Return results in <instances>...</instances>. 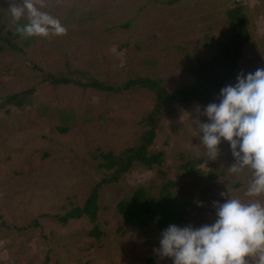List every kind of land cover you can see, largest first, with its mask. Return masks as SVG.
<instances>
[{"label":"rangeland","instance_id":"1","mask_svg":"<svg viewBox=\"0 0 264 264\" xmlns=\"http://www.w3.org/2000/svg\"><path fill=\"white\" fill-rule=\"evenodd\" d=\"M11 2L0 0V264H172L154 251L157 227L126 225L118 202L141 186L157 196L171 180L175 199L187 206L184 225L199 227L214 221L213 201L226 198L221 192L250 199L251 170L231 172L235 158L223 139L209 159L197 123L207 121L205 105L193 102L168 107L158 122L149 150L163 152L161 165L135 162L102 186L97 222L53 216L82 206L113 171L102 167L103 154L136 146L149 128L143 119L155 93L122 88L127 81L155 78L169 90L192 83L199 62L229 36L226 9L234 0H34L65 28L47 36L16 35L27 17L14 22ZM240 2L250 40L225 86L240 72L264 68V0ZM93 80L115 89L78 83ZM14 93H24L22 105L8 102ZM218 101L219 93L211 102ZM251 199L264 203V195ZM94 226L98 237L90 234Z\"/></svg>","mask_w":264,"mask_h":264},{"label":"clouds","instance_id":"2","mask_svg":"<svg viewBox=\"0 0 264 264\" xmlns=\"http://www.w3.org/2000/svg\"><path fill=\"white\" fill-rule=\"evenodd\" d=\"M8 9L14 22L27 17L26 23L16 26L24 36L65 31L59 20L41 11L34 0H12ZM203 115L207 121H197L200 143L210 160L217 157L222 139L229 143L235 158L231 172L251 170L245 191L250 199L221 192L226 198L213 201L212 223L199 227L169 224L162 229L154 251L161 258H171L172 264H264V203L251 199L264 195V68L238 73L235 83L220 89L218 102L203 107Z\"/></svg>","mask_w":264,"mask_h":264},{"label":"trees","instance_id":"3","mask_svg":"<svg viewBox=\"0 0 264 264\" xmlns=\"http://www.w3.org/2000/svg\"><path fill=\"white\" fill-rule=\"evenodd\" d=\"M230 34L221 42L218 52L208 60L199 62L196 75L192 83L169 90L157 79L150 77H139L129 80L122 88H130L139 85L148 88L155 93V104L149 116L143 119L149 128L144 132L139 143L118 155L104 153L105 159L102 167L112 169L109 176H105L93 186L89 196L82 206L72 207L63 215L57 213L55 216L59 221L67 223L73 219L87 217L95 223L98 219L100 190L104 184L118 181L123 173L130 170L135 162L141 163L152 169L163 163V152H151L149 147L153 144L156 136V128L168 107L174 104H190L197 102L207 105L212 101L214 95L227 82L235 78V72L239 67L243 49L250 40V19L240 0H234V4L226 9ZM0 26V36H1ZM20 33L16 32V35ZM54 83H68L67 78L53 77ZM85 86H96L108 90H114L113 85L103 84L97 80L88 83L78 82ZM121 88V89H122ZM26 99L24 93H14L8 97V102L22 105ZM188 173H195L190 167ZM177 185L174 181L167 180L163 183L157 196H149L143 186L139 187L130 197L122 199L117 204V210L123 217L126 225L146 229L154 225L161 232L169 224L184 225L187 214L186 204H180L174 197L173 187ZM91 235L98 237L101 234L98 226H94Z\"/></svg>","mask_w":264,"mask_h":264}]
</instances>
